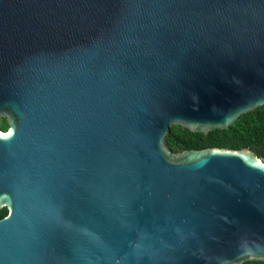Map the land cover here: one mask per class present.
<instances>
[{"label": "water", "instance_id": "obj_1", "mask_svg": "<svg viewBox=\"0 0 264 264\" xmlns=\"http://www.w3.org/2000/svg\"><path fill=\"white\" fill-rule=\"evenodd\" d=\"M264 104V0H0V264L264 260V161L173 152Z\"/></svg>", "mask_w": 264, "mask_h": 264}, {"label": "trees", "instance_id": "obj_2", "mask_svg": "<svg viewBox=\"0 0 264 264\" xmlns=\"http://www.w3.org/2000/svg\"><path fill=\"white\" fill-rule=\"evenodd\" d=\"M8 126L6 117H0V131L5 132ZM164 143L176 153L206 147L248 148L264 161V104L242 113L228 128L213 129L207 133L192 131L177 123L171 124ZM5 213L6 207H1L0 215ZM241 264H264V260H251Z\"/></svg>", "mask_w": 264, "mask_h": 264}, {"label": "rangeland", "instance_id": "obj_3", "mask_svg": "<svg viewBox=\"0 0 264 264\" xmlns=\"http://www.w3.org/2000/svg\"><path fill=\"white\" fill-rule=\"evenodd\" d=\"M262 159V158H261ZM262 161H263V159H262Z\"/></svg>", "mask_w": 264, "mask_h": 264}]
</instances>
